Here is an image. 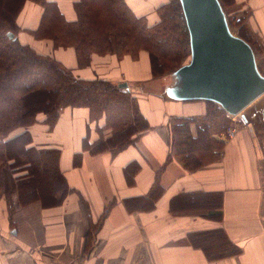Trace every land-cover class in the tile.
<instances>
[{
	"label": "crops",
	"instance_id": "1",
	"mask_svg": "<svg viewBox=\"0 0 264 264\" xmlns=\"http://www.w3.org/2000/svg\"><path fill=\"white\" fill-rule=\"evenodd\" d=\"M47 1L74 20L78 0ZM125 2L153 26L167 0ZM225 3L264 53V0ZM41 12L32 2L20 11L19 43L78 79L127 84L149 128L122 148L92 153L83 140L108 137L104 118L91 122L86 108L65 107L50 126L37 114L26 129V148L50 152L61 188L47 204L21 207L14 197L9 208L0 201V264H264V105L243 111L232 138L224 139L227 130L211 132L212 145L194 152L202 165L188 170L174 148V121L204 117L208 102L171 98V75L153 77L145 52L136 60L93 54L80 64L73 48L54 49L34 36ZM190 131L195 136L193 124ZM39 159L43 167L45 156ZM210 230L223 232L240 252L213 260L189 242L192 234Z\"/></svg>",
	"mask_w": 264,
	"mask_h": 264
},
{
	"label": "trees",
	"instance_id": "2",
	"mask_svg": "<svg viewBox=\"0 0 264 264\" xmlns=\"http://www.w3.org/2000/svg\"><path fill=\"white\" fill-rule=\"evenodd\" d=\"M27 2L42 9L34 36L51 41L54 49L73 48L80 64L87 63L93 54L136 60L145 52L151 75L161 77L189 63L191 56L187 52L190 48L188 27L182 25L183 13L177 1L172 11L158 7L159 21L149 26L146 18L136 16L125 0H78L73 5L72 21H67L56 4L47 0H0V201L9 208L14 204V197L21 207L35 200L51 203L53 193L61 188L50 152L26 148L30 139L26 129L37 114H44L50 126L58 111L65 107L86 108L91 122L104 118L102 128L110 130L105 135L108 137L101 136L92 143H88L87 137L83 140L92 153L122 148L149 128L135 98L126 89L104 79H78L52 57L38 54L17 41L12 30ZM8 33L13 34L12 39ZM237 36L251 46L254 55L261 53L260 41L250 37L243 26ZM188 55V62L183 64ZM207 102L204 117L174 121V148L188 170L202 165L194 152L212 145L210 133L224 132L232 123L224 110ZM192 124L196 128L195 136L190 131ZM41 154L48 161L43 167H40ZM65 191L64 186L62 194ZM189 242L213 260L240 252L221 231L192 234Z\"/></svg>",
	"mask_w": 264,
	"mask_h": 264
},
{
	"label": "water",
	"instance_id": "3",
	"mask_svg": "<svg viewBox=\"0 0 264 264\" xmlns=\"http://www.w3.org/2000/svg\"><path fill=\"white\" fill-rule=\"evenodd\" d=\"M179 1L191 56L174 73L177 84L168 95L175 100L211 101L227 114L243 118V111L264 95V77L251 46L230 33L218 0ZM118 87L128 89L125 83Z\"/></svg>",
	"mask_w": 264,
	"mask_h": 264
},
{
	"label": "rangeland",
	"instance_id": "4",
	"mask_svg": "<svg viewBox=\"0 0 264 264\" xmlns=\"http://www.w3.org/2000/svg\"><path fill=\"white\" fill-rule=\"evenodd\" d=\"M176 1H177V4L179 3V5H180V1L179 0H167V2L166 3H164L163 5H161L162 6V10L163 11H172V8L174 7V5L176 4ZM222 13H224V15H225V19H226V23H227V26H228V29H229V31H230V33L232 34V35H235V36H237V33H238V29L242 26L241 25V17L240 16H237V15H235V14H233L232 12H231V10H230V8L229 7H226V5L225 4H223L222 5ZM158 12V11H157ZM241 14H242V12H241ZM240 14V15H241ZM158 15L160 16V13L158 12ZM181 19H183L182 20V25H186L185 24V20H184V17L183 16H181ZM16 23V22H15ZM238 23V24H237ZM148 25H150L149 23H147ZM243 24V23H242ZM19 29H21V27H19L18 28V26H16L13 30H12V33L13 34H15V36L17 35V33H18V31H19ZM11 33V34H12ZM17 41H18V39H17ZM189 50V51H188ZM188 50H187V52L189 53L190 52V48H188ZM191 53V52H190ZM264 53H257V55H258V57L256 58L255 57V62H256V67H257V70H258V72L261 74V76H263L264 77V57H262V55H263ZM188 60H189V55L186 57V59L184 60V62H183V64H185V63H187L188 62ZM188 64V63H187ZM177 71V70H176ZM175 71V72H176ZM175 72H168V73H166V74H168V75H171L168 79H170L171 81V86L169 87V88H171V87H173L174 85H176L177 84V80H176V78H175V75H174V73ZM172 73V74H171ZM264 95L263 96H261L258 100H256L253 104H251V108H249L250 110H252V109H258V108H260L262 105L261 104H263L264 105ZM262 99V100H261ZM261 109V108H260ZM253 114V113H252ZM255 118V117H254ZM16 198V197H15Z\"/></svg>",
	"mask_w": 264,
	"mask_h": 264
},
{
	"label": "built area",
	"instance_id": "5",
	"mask_svg": "<svg viewBox=\"0 0 264 264\" xmlns=\"http://www.w3.org/2000/svg\"><path fill=\"white\" fill-rule=\"evenodd\" d=\"M227 117L231 119L233 125L230 126L227 129V132H226V135L224 136V139H230V138H232L235 135V132H237V129H238L237 124L239 125L243 121L241 119V116H232V115L227 114Z\"/></svg>",
	"mask_w": 264,
	"mask_h": 264
}]
</instances>
